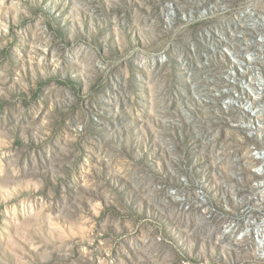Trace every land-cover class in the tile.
<instances>
[{"label":"rangeland","instance_id":"obj_1","mask_svg":"<svg viewBox=\"0 0 264 264\" xmlns=\"http://www.w3.org/2000/svg\"><path fill=\"white\" fill-rule=\"evenodd\" d=\"M263 19L0 0V264H264Z\"/></svg>","mask_w":264,"mask_h":264},{"label":"bare ground","instance_id":"obj_2","mask_svg":"<svg viewBox=\"0 0 264 264\" xmlns=\"http://www.w3.org/2000/svg\"><path fill=\"white\" fill-rule=\"evenodd\" d=\"M247 13V12H246ZM249 15V14H248ZM252 16V15H251ZM250 18V17H249ZM248 18V19H249ZM262 18V17H261ZM244 20V19H243ZM250 20V19H249ZM260 21V20H259ZM262 21V23H260V24H257L256 23V25L253 27V29H258V28H260L259 26H262V25H264L263 23H264V19L263 20H261ZM244 22V21H243ZM250 23H252V22H250ZM246 24V23H245ZM244 25V24H243ZM264 32V31H263ZM263 35H264V33H263ZM232 45V44H231ZM230 50V49H229ZM252 50V49H251ZM256 51H257V53H258V55L260 56V57H262V58H264V46H262V45H260L258 48H256ZM234 55V54H233ZM257 55V54H256ZM257 57V56H256ZM235 58V57H234ZM236 59H237V57H236ZM242 60V59H241ZM240 59H237V61L239 62V61H241ZM241 63V62H240ZM256 90H261V91H263L264 92V82H258L256 85ZM256 100H260V98L258 97ZM261 103V102H260ZM247 107V106H246ZM264 107H261L260 109H259V112H262V123L264 124V109H263ZM254 111V110H253ZM261 114V113H260ZM260 156H259V159H261L262 161V165H260L262 168L260 169V172L262 173V174H264V150H263V152L262 153H260L259 154ZM258 229V228H257ZM228 233H229V231H228ZM262 241L264 242V238L262 239ZM261 241V242H262ZM262 248H264V243L262 244Z\"/></svg>","mask_w":264,"mask_h":264}]
</instances>
